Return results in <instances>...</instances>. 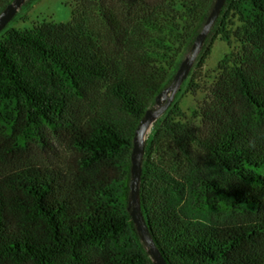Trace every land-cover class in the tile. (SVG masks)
I'll list each match as a JSON object with an SVG mask.
<instances>
[{
    "label": "trees",
    "instance_id": "obj_1",
    "mask_svg": "<svg viewBox=\"0 0 264 264\" xmlns=\"http://www.w3.org/2000/svg\"><path fill=\"white\" fill-rule=\"evenodd\" d=\"M215 3L79 0L2 34L0 264H154L128 210L134 138ZM219 37L236 51L202 87ZM195 67L206 97L147 140V227L167 264H264V0H227Z\"/></svg>",
    "mask_w": 264,
    "mask_h": 264
},
{
    "label": "water",
    "instance_id": "obj_2",
    "mask_svg": "<svg viewBox=\"0 0 264 264\" xmlns=\"http://www.w3.org/2000/svg\"><path fill=\"white\" fill-rule=\"evenodd\" d=\"M29 0H14L0 14V35L7 29L8 25L15 19L21 8ZM227 0H216V3L207 18V21L197 36L190 55L181 62L173 83L164 89L156 98V110L147 112L145 118L137 129L134 138V149L132 155L131 182H130V200L128 210L132 221L136 227L141 241L146 245L147 252L154 264H167L160 251L156 248L154 241L146 224L141 207L140 186L143 175V159L146 150L147 140L155 123L163 117L172 106L177 93L181 90L183 84L188 80L192 69L205 45V42L215 26Z\"/></svg>",
    "mask_w": 264,
    "mask_h": 264
},
{
    "label": "rangeland",
    "instance_id": "obj_3",
    "mask_svg": "<svg viewBox=\"0 0 264 264\" xmlns=\"http://www.w3.org/2000/svg\"><path fill=\"white\" fill-rule=\"evenodd\" d=\"M79 0H34L26 4L21 8L15 19L8 25L7 29L2 33L12 28L16 29H30L36 24H41L43 22H57L66 23L69 22L74 11L77 9ZM0 35L2 37L3 35ZM211 54L206 62V65L200 69L196 76L197 81L202 87H206L212 83V78L218 73V66L225 56L236 51V43L229 44L221 38H217L213 45L211 46ZM190 55V52H185L182 56V60H185ZM197 70L193 68L190 75ZM188 80L181 87V92L177 93L173 104L178 103L181 109L190 114L195 110L199 104L204 100L206 94L201 91L197 95H193L188 90ZM157 109V108H156ZM162 119V117L160 118ZM159 119V120H160ZM151 132L149 137H152ZM142 242V241H141ZM143 243V242H142ZM144 244V243H143ZM145 250L147 251V247Z\"/></svg>",
    "mask_w": 264,
    "mask_h": 264
}]
</instances>
